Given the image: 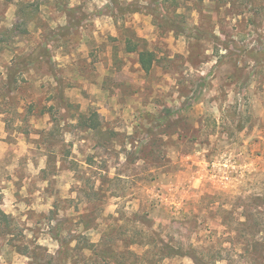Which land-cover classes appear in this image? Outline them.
Returning a JSON list of instances; mask_svg holds the SVG:
<instances>
[{"label":"rangeland","instance_id":"rangeland-1","mask_svg":"<svg viewBox=\"0 0 264 264\" xmlns=\"http://www.w3.org/2000/svg\"><path fill=\"white\" fill-rule=\"evenodd\" d=\"M0 208V264H264V0H0Z\"/></svg>","mask_w":264,"mask_h":264},{"label":"trees","instance_id":"trees-1","mask_svg":"<svg viewBox=\"0 0 264 264\" xmlns=\"http://www.w3.org/2000/svg\"><path fill=\"white\" fill-rule=\"evenodd\" d=\"M165 25L171 31H176V32L180 31L179 26H177L175 23L165 22ZM125 52L127 54L137 55L139 66L143 72L148 74L152 71L153 66L156 62L155 54L152 52L146 51L144 48L142 49L139 42H133L131 40H127ZM16 83L17 82H16L15 70L9 69L8 70L9 88H13ZM79 119L83 120L82 128L87 131H97L101 126L100 121H99V116L97 115V113H90L89 118L86 117V115H81ZM9 219L10 217L7 216L0 208V229H5L6 227H8ZM152 246L156 251L161 253L160 254L161 256L160 258H158L157 261H155V259L149 260V258H146L147 259L145 260L146 264H159L167 259L182 256L180 250L177 251L172 246L165 244L163 242H159V241L154 242V244L152 243ZM59 247H60V250L58 253L59 254L58 257L67 249V246L62 242V240H61V243H59ZM112 247H113L112 245H107V244L102 246L101 252L99 254V256L101 255L102 264H112V263L113 264H126L125 262H123V260L125 259L126 253L114 252ZM96 248L98 247L92 244V246H89L88 248H84L83 250L90 251L93 255H96L95 254L97 250ZM36 249L43 251L42 247L40 246H37ZM19 254L29 258L31 260V264H39L38 262H34V260L38 261L37 259L39 258V256H36V259H34V257H31L30 253L21 254V252H19ZM128 255H130L131 257L137 258V255L133 254V252L128 253ZM186 256L189 257L195 264H204L200 260H198V258L194 254H187ZM120 258H121V261H120ZM56 260L58 262L57 264H64V262L60 261V258ZM48 264H54V263L53 261H51Z\"/></svg>","mask_w":264,"mask_h":264}]
</instances>
